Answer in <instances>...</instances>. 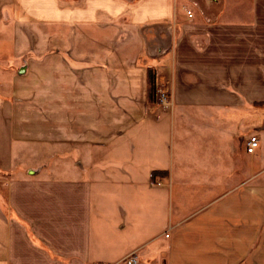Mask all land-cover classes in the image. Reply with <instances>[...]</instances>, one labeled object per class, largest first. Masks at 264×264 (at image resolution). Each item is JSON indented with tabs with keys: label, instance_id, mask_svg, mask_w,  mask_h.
<instances>
[{
	"label": "crops",
	"instance_id": "0c3cea01",
	"mask_svg": "<svg viewBox=\"0 0 264 264\" xmlns=\"http://www.w3.org/2000/svg\"><path fill=\"white\" fill-rule=\"evenodd\" d=\"M263 114L264 0H0V264H264Z\"/></svg>",
	"mask_w": 264,
	"mask_h": 264
},
{
	"label": "rangeland",
	"instance_id": "374dc122",
	"mask_svg": "<svg viewBox=\"0 0 264 264\" xmlns=\"http://www.w3.org/2000/svg\"><path fill=\"white\" fill-rule=\"evenodd\" d=\"M2 100L7 101L10 104H14V102L10 101L5 95L2 97ZM231 121H232V118H231ZM235 125H236V127L234 126V128L236 129L235 131L242 129L243 137L245 135V138H244L245 140H242V141L240 139H238L237 141L231 140V174L236 176L235 178L236 181H239L242 179L244 175V170H246L247 172L246 165L248 163V159L244 156V154L246 153L245 146H246L248 139L252 137H257L259 139L258 137L259 135V136H262L264 140V135L259 130V127H257V126L264 127V116L260 120L254 117L236 120ZM30 159H33V158H31L30 156H27L24 159L25 161L24 163L29 162ZM252 160H255V161L251 163V166H252L251 173L254 175L255 173L260 172V174L254 177L253 180H251L250 182L243 184L241 186V189H237V190H240V191L244 190L245 192L251 193L252 196H254L253 194L256 193V191L264 195V143H262L260 152L257 154V156L252 157ZM24 170H25V167L22 168V171ZM232 185L239 186L240 183L237 182L236 184H232ZM249 198H245L243 202L248 201L246 199H249ZM259 199L260 198L252 199L251 207L253 209H257V210L259 209L260 207ZM241 201L242 200L238 202L240 203ZM260 203H261V199H260ZM261 234L263 235L264 231L261 232Z\"/></svg>",
	"mask_w": 264,
	"mask_h": 264
},
{
	"label": "built area",
	"instance_id": "2783aa9c",
	"mask_svg": "<svg viewBox=\"0 0 264 264\" xmlns=\"http://www.w3.org/2000/svg\"><path fill=\"white\" fill-rule=\"evenodd\" d=\"M188 17L190 19L193 18L192 12H188ZM156 95L159 99V103L163 105L167 109H171L173 107V103L171 101V94L166 90L163 84L157 83L156 84ZM260 147V140L257 137L249 138L246 143V149L248 154H255L256 151ZM169 235H166L168 237ZM110 264H149L144 262L141 257L135 252L132 253L119 262L110 263Z\"/></svg>",
	"mask_w": 264,
	"mask_h": 264
},
{
	"label": "water",
	"instance_id": "95a60500",
	"mask_svg": "<svg viewBox=\"0 0 264 264\" xmlns=\"http://www.w3.org/2000/svg\"><path fill=\"white\" fill-rule=\"evenodd\" d=\"M26 72H27V66L25 65V66H23V67L20 69V71H19V75L23 76V75L26 74ZM37 172H38V171L31 170V171L29 172V174H30V175H35Z\"/></svg>",
	"mask_w": 264,
	"mask_h": 264
}]
</instances>
